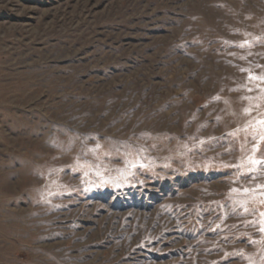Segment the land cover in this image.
I'll use <instances>...</instances> for the list:
<instances>
[{
    "label": "rangeland",
    "instance_id": "obj_1",
    "mask_svg": "<svg viewBox=\"0 0 264 264\" xmlns=\"http://www.w3.org/2000/svg\"><path fill=\"white\" fill-rule=\"evenodd\" d=\"M261 77L264 0H0V264H264Z\"/></svg>",
    "mask_w": 264,
    "mask_h": 264
},
{
    "label": "snow or ice",
    "instance_id": "obj_2",
    "mask_svg": "<svg viewBox=\"0 0 264 264\" xmlns=\"http://www.w3.org/2000/svg\"><path fill=\"white\" fill-rule=\"evenodd\" d=\"M250 79H257V77H251V76H250ZM258 79H264V77H261V78H258ZM261 123H264V122H261ZM260 138H261L262 140H264V134H262ZM201 143H203V142H201ZM96 147L99 148L100 145L97 144ZM93 151H94V150H93ZM249 163H250L251 165L255 166V165H258V164L264 163V161H261V160H259V159H255V158H251V157H250V158H249ZM132 167H134V168L137 167V164H132ZM139 167H143V165L141 164V165H139ZM253 179H254V177H253ZM257 187H259V188H264V185H258ZM230 191H231V193H240V192H242V193H244V194H247V193H249V192H254L255 190H251V189H248V188H243V189L232 188ZM261 202L264 203V201H261ZM247 210H248V209L245 208V211H247ZM261 216L264 217V213H261ZM261 224H262L261 231L264 232V220L261 221Z\"/></svg>",
    "mask_w": 264,
    "mask_h": 264
}]
</instances>
